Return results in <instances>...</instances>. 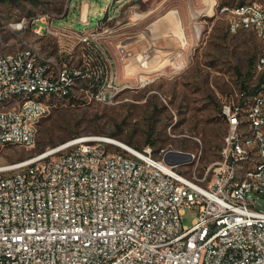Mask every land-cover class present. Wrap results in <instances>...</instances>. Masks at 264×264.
Instances as JSON below:
<instances>
[{
	"label": "built area",
	"instance_id": "built-area-1",
	"mask_svg": "<svg viewBox=\"0 0 264 264\" xmlns=\"http://www.w3.org/2000/svg\"><path fill=\"white\" fill-rule=\"evenodd\" d=\"M231 33L262 43L254 93L225 102L220 159L196 173L200 153L161 148L156 155L87 135L0 168V264H264V7L220 4ZM33 28L58 36L53 21ZM80 38L82 62L51 68L33 44L0 49V146L33 145L52 99L112 102L123 89L98 28ZM22 28V26H20ZM124 60L132 55L118 46ZM92 80L103 76L100 86ZM149 88L156 78L136 77ZM195 164L189 174L180 167ZM196 216L183 224L185 209Z\"/></svg>",
	"mask_w": 264,
	"mask_h": 264
},
{
	"label": "rangeland",
	"instance_id": "rangeland-1",
	"mask_svg": "<svg viewBox=\"0 0 264 264\" xmlns=\"http://www.w3.org/2000/svg\"><path fill=\"white\" fill-rule=\"evenodd\" d=\"M84 1L91 4L89 16L86 8L81 12ZM113 1L0 0V49L13 51L33 44L42 57L49 60L53 70L63 63L80 64L81 36L95 32L94 27L107 9L114 5ZM225 1L238 3L242 0H218L220 4ZM246 1H256L264 7V0H243ZM165 6L166 10L173 8V0H166ZM187 8L189 10V6ZM121 13L123 16L124 9ZM47 20L53 21L59 31L58 36L34 32L33 28L37 25L46 27L44 22ZM196 21L200 35L193 33L194 37L188 38L187 45L179 42L180 45L175 46L184 49L186 54L183 56L176 52V57L180 59L177 58L173 65L163 70L155 67L132 71L124 69V79L118 71L117 81L123 89L112 102L82 96L74 101L52 99L55 105L40 121L33 145L0 146V168L75 138L100 135L120 140L134 148L153 146L156 155L161 148L200 153L196 173L203 175L210 164L220 159L224 136L228 131L222 105L225 102L237 105L243 101V81L248 85L246 94L257 84L254 64L262 43L253 31L231 33L225 16L216 9L211 15H199ZM188 25L187 34L196 30L191 22ZM112 26L114 23L108 27ZM179 32L182 36L181 28ZM104 40L103 37L105 45ZM152 72L160 74L153 85L149 88L137 87L136 75L145 74L147 81L154 76ZM112 133H117V137L109 135ZM148 140L153 143H148ZM194 166L190 164L179 169L190 174ZM250 197L255 207L264 211V197L255 192H251ZM195 216V211L187 207L182 216L183 224L191 226Z\"/></svg>",
	"mask_w": 264,
	"mask_h": 264
},
{
	"label": "crops",
	"instance_id": "crops-1",
	"mask_svg": "<svg viewBox=\"0 0 264 264\" xmlns=\"http://www.w3.org/2000/svg\"><path fill=\"white\" fill-rule=\"evenodd\" d=\"M138 1L114 0V5L118 3V6L113 5L107 9L106 14L94 27L96 29L100 24L105 25L98 30L105 39V46L115 63L117 75L119 71L123 76L124 69L132 71L155 67L163 70L170 64L173 65L179 58L176 57V52L182 53L183 56L186 54L184 49H178L175 46L181 43L183 46L187 45L188 38L194 37L193 33L200 35L196 23L199 15H211L215 12L214 0H211L213 1L211 8L208 5L210 0H173L174 7H168L167 10L165 9L166 0H141L140 3ZM90 5L89 1H84L81 12L86 8L89 16ZM126 5L129 6L126 7ZM122 9H124L123 16ZM189 22L196 30L187 34ZM110 23H114V26L108 27ZM180 28L183 31L182 36L179 32ZM119 45H124L132 55L123 60L118 51ZM183 60L185 61V58ZM153 75L158 78L160 74L154 72Z\"/></svg>",
	"mask_w": 264,
	"mask_h": 264
},
{
	"label": "trees",
	"instance_id": "trees-1",
	"mask_svg": "<svg viewBox=\"0 0 264 264\" xmlns=\"http://www.w3.org/2000/svg\"><path fill=\"white\" fill-rule=\"evenodd\" d=\"M225 2H227V1H225ZM224 2V4H230V5H232V4H235V3H229V2H227V3H225ZM238 3H243V0L241 1V2H238ZM253 63V62H252ZM92 77H91V80H89L91 83H94V86H93V88H95V87H97V86H100L101 84H102V82H103V76H100L99 77V79L98 80H92L93 79V75H91ZM259 85H260V83L259 82H257V84L255 85V87L254 88H252V90H251V92H249V93H254L257 89H258V87H259ZM242 88H243V90H242V92H245V93H247L246 92V90H248V85L246 84V81H243V85H242ZM73 101L75 100L74 98H71ZM52 101V100H51ZM152 133V132H151ZM76 135H78V134H73V136H76ZM110 136H112V137H117V133H112V134H109ZM151 135V134H150ZM127 143H131V141L130 140H127ZM148 143H153V141H151V140H148ZM9 145H11V144H9ZM153 147V146H152ZM154 148V147H153ZM41 150H43V147H41L40 148Z\"/></svg>",
	"mask_w": 264,
	"mask_h": 264
},
{
	"label": "bare ground",
	"instance_id": "bare-ground-1",
	"mask_svg": "<svg viewBox=\"0 0 264 264\" xmlns=\"http://www.w3.org/2000/svg\"><path fill=\"white\" fill-rule=\"evenodd\" d=\"M212 4H213V1H209V8H211L212 7ZM109 139H110V141H112V142H115V143H119V144H125V143H123L122 141H120V140H117V139H114V138H110L109 137ZM125 145H128V144H125Z\"/></svg>",
	"mask_w": 264,
	"mask_h": 264
},
{
	"label": "water",
	"instance_id": "water-1",
	"mask_svg": "<svg viewBox=\"0 0 264 264\" xmlns=\"http://www.w3.org/2000/svg\"><path fill=\"white\" fill-rule=\"evenodd\" d=\"M184 154H187V152H183Z\"/></svg>",
	"mask_w": 264,
	"mask_h": 264
}]
</instances>
